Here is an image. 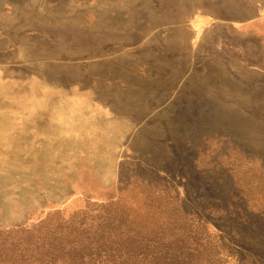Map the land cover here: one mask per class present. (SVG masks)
Returning a JSON list of instances; mask_svg holds the SVG:
<instances>
[{
    "label": "rangeland",
    "instance_id": "1",
    "mask_svg": "<svg viewBox=\"0 0 264 264\" xmlns=\"http://www.w3.org/2000/svg\"><path fill=\"white\" fill-rule=\"evenodd\" d=\"M144 183L264 264V0H0V226Z\"/></svg>",
    "mask_w": 264,
    "mask_h": 264
},
{
    "label": "trees",
    "instance_id": "2",
    "mask_svg": "<svg viewBox=\"0 0 264 264\" xmlns=\"http://www.w3.org/2000/svg\"><path fill=\"white\" fill-rule=\"evenodd\" d=\"M139 193L137 202L109 197L0 226V264H228L205 222L161 185L144 183Z\"/></svg>",
    "mask_w": 264,
    "mask_h": 264
}]
</instances>
